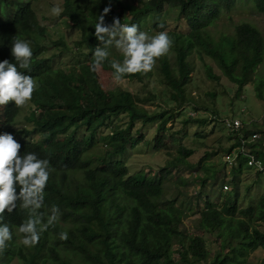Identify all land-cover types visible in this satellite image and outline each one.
<instances>
[{
  "label": "trees",
  "instance_id": "1",
  "mask_svg": "<svg viewBox=\"0 0 264 264\" xmlns=\"http://www.w3.org/2000/svg\"><path fill=\"white\" fill-rule=\"evenodd\" d=\"M120 1L64 0L62 15L80 35V40L73 46L62 37L50 41L54 46H60L63 52H74L72 55L79 57V61L68 62L64 68L57 67L58 60L55 59L59 54L46 56L50 45L48 28L39 22L31 0L20 2L8 22L2 23L0 19V61L7 59L17 63L11 55L13 37L29 41L33 51L30 69L18 70L31 76L37 84L30 104L32 110L25 116L26 124L31 128L17 130L7 127L17 123L22 109L12 103L0 120V134L5 133L7 127L20 136L21 140L17 141L22 145L21 155L34 152L39 158L50 161L54 171L50 173L44 192V207L40 212L50 214L53 205L61 212L59 222L42 233L39 243L33 247L19 243L23 236L18 229L27 219V212L20 209L10 214L5 212L2 222L10 226L13 239L8 242L7 249L0 252V264H11L16 258L21 264H250L247 256L260 247L264 248V232L254 225L256 221L264 220V196L255 205L239 209L240 179L247 165L246 155L241 153L232 164L226 160L232 165L231 192L221 208L218 207L220 197L211 198L205 184L197 194L199 198L204 194L205 206L199 210L200 222L193 232L182 228L183 207H176L174 199L164 203L163 195L172 168H181L194 150L181 146L175 159L160 170L133 175L129 174L126 161L114 157L123 155L144 140L143 134H133L138 122L157 123L155 147L160 149L166 144L167 124L175 117V109L193 103L186 87L195 70L190 61V56L195 53L216 62L238 85L240 92L251 83L257 96L264 99V75L256 77L255 74L264 60L262 31L249 21L237 24L233 32H213L211 29L241 1L252 2L264 12V0H148L137 6L128 4L119 8ZM114 5H118V10ZM109 6L111 10L105 16L106 24L119 18L121 23L137 25L140 31L137 13L163 11L165 7L178 9L179 17L187 22V32L174 33L170 37L174 42L171 50L175 64L169 53L160 58L159 71L166 88L161 99L166 103V109L150 111L146 108V103L159 98L156 93L141 98L128 89H108L103 86L99 74L90 70L94 50L101 44L94 35V24ZM156 27L159 28L160 24L157 23ZM110 51L109 60L102 69L114 75L110 61L122 63L124 57L114 47ZM206 68L211 77L217 78L210 64L206 63ZM151 75L152 71L128 74L123 78L142 82ZM170 103L175 106L170 108ZM194 109L200 108L194 106ZM213 112L217 116L218 112ZM188 120L203 124L208 118L191 116ZM254 124L255 129L243 124L238 132L230 135L234 141L231 146L225 149L220 146L218 151L207 152L200 163L212 154L225 157L256 132L260 138L248 141L247 146L264 161V122ZM100 129L107 132L98 139ZM80 132L89 135L86 133L80 137ZM35 134L40 135L36 138ZM97 142L104 143L110 159L98 158V166L91 167L87 153ZM189 165L193 167V164ZM213 167L205 169L212 172ZM211 177L212 185L217 186L219 180L214 178L215 175ZM222 178L226 181V174ZM223 186L229 188L228 184H222V189ZM187 210L194 211L191 207ZM238 213L245 218H238ZM61 232L68 233L67 241L59 238ZM214 234L226 237L221 249L228 250L223 253L215 250V257L210 260L212 252L208 247V235ZM174 247L177 256L173 253ZM68 253H71L70 258L66 257Z\"/></svg>",
  "mask_w": 264,
  "mask_h": 264
},
{
  "label": "rangeland",
  "instance_id": "2",
  "mask_svg": "<svg viewBox=\"0 0 264 264\" xmlns=\"http://www.w3.org/2000/svg\"><path fill=\"white\" fill-rule=\"evenodd\" d=\"M15 1V0H11ZM19 3L28 0H16ZM148 0H121V5L125 7L130 4L137 6L141 2ZM32 7L35 10L36 16L42 25L47 26V36H49V46H47L46 56L59 54L55 60L57 67H66L68 62H77L79 57L72 55L74 52H63L60 46H54L50 41H57L61 37L66 39L70 46L76 45L80 40L77 28L72 27L68 23L67 17L61 13L60 16H54L52 8L59 5L64 9V0H31ZM6 0H0V12L6 9ZM9 6L16 7L17 3L8 2ZM112 5V4H111ZM118 10V5H114ZM127 10V8H125ZM63 12V11H62ZM127 12H129L127 10ZM132 13L129 14L131 18ZM137 17L141 22V29L149 36H154L161 31H166L171 37V34L181 33L188 31L187 22L179 17L178 9L165 7L163 11L154 10L150 13L142 12L137 13ZM243 21H249L258 26L264 34V12H260L252 2H239L230 13L225 14L222 19L217 21L211 26L212 31L221 30L223 32H233L235 26ZM163 23L164 27H156V24ZM128 24V23H125ZM48 42V41H47ZM170 57L173 64H175V55L170 48ZM196 54V53H195ZM190 56V61L194 65V72L191 73V81L186 87V92L193 98V103L187 104L182 109H175V117L172 118L167 127L169 130L166 133L165 145L156 149V136L158 135L157 123H142L138 122L133 134H143L144 140L135 148L128 149L123 155L115 156L114 159L126 161L129 174H137L142 171L154 172L166 166L168 161H172L179 154L181 146L194 150V154L190 156L186 163L181 165V168H172V173L165 181L163 201L164 203L170 199H174V205L183 207L184 214L182 215V228L188 232L196 230L199 222V210L205 206L203 202L204 194L202 197H197L204 184L205 190L211 198H218V207L221 208L227 195L231 192L230 181L232 179V165L227 164L226 156L222 158L216 154L210 155L205 158L201 163L200 159L206 155L207 152H215L221 148L231 146L234 141L230 135L234 133L229 132L228 128L224 125L223 121L226 118H237L241 120L244 126L255 129L254 122H264V99L257 96L253 84H246L242 91L238 89V85L232 82L217 65L216 62L209 57H199L197 54ZM206 63L210 64L217 78L211 77L208 74ZM160 58L156 61L152 70V75L144 81H130L129 79L122 78L120 81L114 79L111 71L101 69L99 76L104 87L108 89L122 88L128 89L134 94H138L141 98L149 97L152 93H156L159 98L154 101L146 103V108L150 111H162L166 109V103H163L164 96L162 95L166 89L163 84L162 74L159 71ZM256 77L264 75V60L261 62L256 71ZM239 92V94L237 93ZM216 96H213V94ZM162 95V97H161ZM31 101L22 107L19 123L17 127L21 128L26 125L25 116L30 111ZM174 103H170L169 107H174ZM194 106L200 109L195 110ZM217 111V118L213 111ZM1 114V110H0ZM191 116L208 118L206 123H195L188 119ZM2 116L0 115V118ZM193 118V117H192ZM126 120V118L124 119ZM1 122V121H0ZM139 131V133H137ZM105 129L97 131V138L105 134ZM88 132H80L79 136H86ZM40 134H37V137ZM252 137V136H251ZM251 137L249 140H251ZM234 138V137H233ZM103 142H97L96 145L87 153L88 163L91 167H97L98 158L107 157L106 150ZM86 155V158H87ZM110 159V158H109ZM189 164H193V167ZM201 164V165H200ZM204 166V168H203ZM213 167V170H207L205 167ZM247 168V169H246ZM240 179V197L239 209L248 208L250 205H255L260 198L264 196V176L257 174L255 170L249 169L247 166ZM212 169V168H210ZM214 171L216 174H214ZM226 174V181L222 178ZM212 175L215 179L219 180L217 186H213ZM185 180L187 183H184ZM206 180L207 183H204ZM222 184H228L229 188H221ZM204 190V189H203ZM200 199V200H199ZM192 208L194 211L187 210ZM238 218H245L241 213L237 214ZM68 226L71 224L66 223ZM261 231L264 232V220H258L254 223ZM226 228H229L227 225ZM227 231V229H225ZM203 231H200L202 233ZM224 235L225 232H224ZM222 235H208V247L212 255L211 259L215 257L217 251L227 252L228 249L222 251L221 246L225 243V236ZM217 250V251H215ZM173 253L177 256L176 247ZM70 258L71 253L66 254ZM73 258H77L74 256ZM247 262L250 264H264V248L260 247L247 256ZM11 264H21L19 259H14Z\"/></svg>",
  "mask_w": 264,
  "mask_h": 264
},
{
  "label": "clouds",
  "instance_id": "3",
  "mask_svg": "<svg viewBox=\"0 0 264 264\" xmlns=\"http://www.w3.org/2000/svg\"><path fill=\"white\" fill-rule=\"evenodd\" d=\"M6 3V9L0 12L2 23L11 18V12L18 9ZM110 6L104 8L94 24L96 38L101 42L92 56L90 70L99 74L103 64L109 60L111 49L114 47L123 57V62L111 60V68L114 70V79L120 81L128 74H147L151 72L159 58L166 56L173 45L172 39L166 31H161L154 36H149L140 31L135 24L121 23L119 18H114L113 23L106 24L105 16L110 11ZM63 9L59 5L52 8L54 16H60ZM163 28V23L160 24ZM102 45V46H101ZM11 55L17 63H11L5 59L0 61V110L1 119L4 111L14 103L15 107L22 108L31 101L37 84L29 75H25L19 69H30L33 51L30 42L13 37ZM32 108H30V111ZM29 111V113H30ZM28 113V114H29ZM27 114V115H28ZM26 115V116H27ZM20 116V115H19ZM19 121V120H18ZM17 121L16 124L19 122ZM27 123V122H25ZM16 124L7 125L14 129L26 127L28 124L17 127ZM0 134V252L8 247V242L13 239V232L7 223H3L5 212L12 213L20 209L26 211L28 216L19 226L18 233L23 238L19 241L25 247L37 245L41 234L54 226L60 220L61 212L58 206L53 205L49 209L50 214L41 213L44 207L45 188L48 184L50 173L54 169L47 158L41 159L34 152L20 154L22 145L17 141L20 136L10 129ZM8 132V133H7ZM36 138H37V134ZM228 188V187H227ZM47 221L44 222V216ZM59 238L67 241L68 233L61 232Z\"/></svg>",
  "mask_w": 264,
  "mask_h": 264
},
{
  "label": "built area",
  "instance_id": "4",
  "mask_svg": "<svg viewBox=\"0 0 264 264\" xmlns=\"http://www.w3.org/2000/svg\"><path fill=\"white\" fill-rule=\"evenodd\" d=\"M223 123L231 133L238 132L243 127V122L237 118H226ZM259 138L260 134L256 132L252 135L251 140L248 141H255ZM248 141L242 140L241 145H239L231 153L226 155V160L228 161V163L232 164L237 156L243 153L248 157L246 166L250 169L255 170L256 172H260L264 176V161L257 158L256 154L251 152V149H249L247 146ZM225 188H227V186H225Z\"/></svg>",
  "mask_w": 264,
  "mask_h": 264
}]
</instances>
